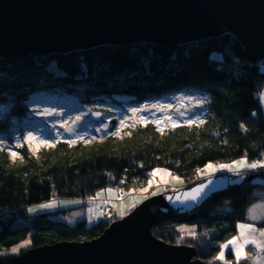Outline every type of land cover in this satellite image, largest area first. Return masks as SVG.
<instances>
[{
  "label": "trees",
  "instance_id": "1",
  "mask_svg": "<svg viewBox=\"0 0 264 264\" xmlns=\"http://www.w3.org/2000/svg\"><path fill=\"white\" fill-rule=\"evenodd\" d=\"M261 66L251 63L230 33L181 46L178 51L143 43L63 55L0 58V106L11 107L6 119L0 116L2 135L11 126L10 115L23 117L28 101L38 95L62 94L79 104L117 108L170 100L181 93L209 97L203 123L166 130L148 123L92 144L60 140L35 157L22 148V160L17 162L0 150V264L17 256L11 250L27 239L29 245L20 254L30 248L99 238L117 221L108 216L112 211L92 226L86 221L69 225L53 218L87 206L88 199L100 190H141L149 185L156 169L170 171L185 186L211 163L264 160ZM73 166L81 170L78 194L85 203L29 214L30 207L56 197L55 170ZM246 175L241 187L215 196L184 218L158 223L153 235L174 246L195 248L198 260L211 263L222 245L238 236L249 208L264 199V170ZM235 258L233 251H228L227 259L234 262Z\"/></svg>",
  "mask_w": 264,
  "mask_h": 264
},
{
  "label": "water",
  "instance_id": "2",
  "mask_svg": "<svg viewBox=\"0 0 264 264\" xmlns=\"http://www.w3.org/2000/svg\"><path fill=\"white\" fill-rule=\"evenodd\" d=\"M225 33L259 65L264 0H0L1 59L142 43L177 51ZM102 117V112L90 114L97 121ZM246 180L247 175L223 174L193 182L147 199L97 239L30 248L4 264H206L195 260V248L157 239L153 227L192 214ZM200 185L207 187L194 192Z\"/></svg>",
  "mask_w": 264,
  "mask_h": 264
},
{
  "label": "rangeland",
  "instance_id": "3",
  "mask_svg": "<svg viewBox=\"0 0 264 264\" xmlns=\"http://www.w3.org/2000/svg\"><path fill=\"white\" fill-rule=\"evenodd\" d=\"M262 65V64H261ZM264 71V64L261 66ZM176 96V95H175ZM208 95L203 93H181L170 100L155 101L146 104H138L136 106H107L95 104L93 106H87L79 104L78 100L73 97H67L66 95H38L30 99L27 103V113L23 117H19L14 114L10 115L11 126L5 135L0 134V149L6 150L11 155V152H16V156H12L15 162L19 159L22 160L23 155L19 152L22 148H26L28 152L35 156L42 150L51 149L55 146L57 141H67L70 143L84 142L85 144H92L97 141H102L106 133H113L116 136H122L128 128H134L138 125H146L148 123L155 124L160 130H166L176 127L180 124L187 123L190 120L197 121L195 124H199L203 121L207 111ZM264 105V100L261 99ZM156 107H153V106ZM264 108V107H263ZM11 109L10 105L0 106V116L4 119L9 116ZM137 111H133V110ZM102 112L104 114L103 120L99 123H94L90 114L92 112ZM183 113V115H181ZM2 118V119H3ZM157 121L160 123L157 124ZM172 121L178 122L173 126ZM32 136L35 139L29 140L28 137ZM43 141V142H41ZM244 160V159H241ZM238 160V161H241ZM237 162V161H235ZM235 162L221 165H234ZM214 167L208 168L207 166L200 170L199 176L195 179L202 181L201 179L210 177L216 172L225 174L236 175V173L227 169H221L216 164L211 163ZM258 169V168H257ZM160 170L159 173L151 178V186H147L141 190L126 191V193L140 195H134L133 197L120 199L119 191L113 188L106 190H100L94 196L93 201L99 200L98 203L88 202L87 206L83 208H76L68 213L55 216V221L67 223L69 225H75L80 221H86L88 226H92L98 223L101 219L105 218V214L102 212L103 200H109L110 212L108 215L114 216V219L121 220L128 216L136 207L144 203L152 196L164 193L168 191L167 188L173 187V191L179 188L182 183L180 177L173 175L170 171L165 169ZM246 170H255L249 168H240L239 173ZM81 170L79 166H73L69 169H57L54 172V181L56 186L57 197L65 199L63 203L48 202L41 205H35L30 207L33 211H29V214H39L44 212H54L63 210L66 208L79 207L82 205L81 201H76L79 197L78 189L81 182ZM197 181V182H198ZM191 184V183H189ZM162 186L159 190L157 186ZM173 185V186H169ZM182 187V186H181ZM151 188H154L153 192L149 195H142ZM146 189V191H145ZM110 190V191H109ZM264 196V194H262ZM67 200H75L68 202ZM52 204V207H41L42 205ZM124 212V215H120ZM255 217L253 219L252 217ZM241 225L245 227L242 229ZM264 226V199L256 202L249 208L248 222L241 223L239 225L238 236L235 237L238 243H242L244 236L255 235V238L264 244V236H260L259 227ZM249 228H255V233H250ZM243 233V235L241 234ZM30 240V239H29ZM28 239L22 244L17 246L15 251L11 250L12 254H19L20 251L29 245ZM255 246L248 244L242 248L241 258L236 260H248L251 264H264V255L256 258L247 257L248 248L252 249ZM232 248L233 245H229L228 248H224V259L221 260L218 257L211 261V264H231L226 258V251ZM258 249L264 252V250ZM222 251V250H221ZM235 253V250H234ZM220 255V254H219Z\"/></svg>",
  "mask_w": 264,
  "mask_h": 264
},
{
  "label": "snow or ice",
  "instance_id": "4",
  "mask_svg": "<svg viewBox=\"0 0 264 264\" xmlns=\"http://www.w3.org/2000/svg\"><path fill=\"white\" fill-rule=\"evenodd\" d=\"M153 107H156L155 105ZM134 112L137 111V110H133ZM181 115H183V113H181ZM197 121L195 120H190L188 121L187 123L189 124H195ZM160 122L157 121V124H159ZM173 123V126H175L178 122L176 121H172ZM200 123H203V121H200ZM243 127V126H242ZM29 140H32V139H35V137H32V136H29L28 137ZM43 142V141H41ZM11 155L12 156H16L17 153L16 152H11ZM208 168H212L214 167L213 165H208L207 166ZM219 168L221 169H227L229 171H232L234 173H236L237 175H239V169L240 168H250V169H256V168H264V160H258V161H255V162H252V163H249L246 159L244 160H241V161H237L235 162L234 165H219L218 166ZM160 170H155L151 173V175L153 177H155L158 173H159ZM242 179V177H241ZM233 183H236L237 181H232ZM149 183V186H151V180L148 182ZM209 184L212 183V181H209L208 182ZM207 187V185H200L198 188H195L193 191L196 192V193H201L204 191V189ZM110 191V190H109ZM146 191V189H145ZM195 199V197H193ZM54 205L52 204H46V205H42L41 207H52ZM29 211H33L32 209H29ZM120 215H124V212H121ZM253 219H255V217L253 216L252 217ZM245 226L244 225H241V228L243 229ZM249 232L250 233H255L256 232V229L255 228H249ZM191 235H195V233H190ZM243 235V233H241ZM260 236H264V231L260 232ZM233 245L234 246V250H235V256L237 258V260H239L241 258V251H242V248L248 244H252L254 245L256 248H259V249H262L264 250V244H261V242L259 240H257L255 238V235H246L244 236L243 238V241L242 243H238L237 242V239L236 238H233L232 240L228 241V243L222 245V248H228L229 245ZM13 251H15V249H13ZM219 259L223 260L224 259V253L223 251H221L219 257ZM247 258V257H245Z\"/></svg>",
  "mask_w": 264,
  "mask_h": 264
},
{
  "label": "bare ground",
  "instance_id": "5",
  "mask_svg": "<svg viewBox=\"0 0 264 264\" xmlns=\"http://www.w3.org/2000/svg\"><path fill=\"white\" fill-rule=\"evenodd\" d=\"M223 36V35H222ZM234 36V35H233ZM221 37V36H220ZM204 42V41H203ZM143 44V43H142ZM188 45H190V44H188ZM158 46V45H157ZM181 46H185V45H181ZM120 47H122V46H120ZM161 47V46H160ZM163 48V47H162ZM178 51V50H177ZM63 55V54H62ZM264 61V60H263ZM263 61L262 62H260L259 63V65L261 66V64H263ZM262 93V92H261ZM261 100V99H260ZM158 101H162V100H158ZM262 103V102H261ZM138 105V104H137ZM136 106V105H135ZM103 117H104V114H103ZM103 117L100 119V120H94V119H91L94 123H99V122H101L102 120H103ZM107 136H114V134L113 133H106L105 134V136H104V138L105 137H107ZM58 142V141H57ZM56 142V143H57ZM56 145V144H55ZM1 150V149H0ZM217 165V164H216ZM208 166V165H207ZM218 166V165H217ZM80 168V167H79ZM205 168V167H204ZM203 168V169H204ZM250 169V168H249ZM259 169V168H258ZM260 169H262V170H264V168H260ZM255 170H257V168L255 169ZM248 171H254V170H246V171H242V172H240L239 173V175H246V172H248ZM223 174H225V173H221V172H216L214 175H212V176H210V177H215V176H217V175H223ZM227 175H231V174H227ZM234 176H238L237 174L236 175H234ZM207 178H209V177H207ZM204 179H206V178H204ZM201 180H203V179H201ZM198 180H195V181H193V182H197ZM193 182H191V183H193ZM188 185V184H187ZM187 185H185V186H187ZM162 186H164V185H159V186H157L156 187V189H154V188H151L150 190H148L147 192H144V193H142V195H149L150 193H152L154 190H159ZM169 186H173V185H169ZM180 187L179 188H177L175 191H177V190H179V189H182V188H184L185 186H183V184H181V185H179ZM182 186V187H181ZM154 189V190H153ZM168 189V191H166V192H169V191H173L174 189H173V187H170V188H167ZM230 192H232V191H230ZM165 193V192H164ZM162 194V193H161ZM134 195H140L139 193H135V194H131V193H126L125 191H119V198L120 199H126V198H130V197H133ZM158 195H160V194H158ZM157 196V195H156ZM152 197H154V196H152ZM152 197H150V198H152ZM64 200L65 199H62V198H58L57 196L53 199V201L52 202H61V203H63L64 202ZM76 201H81V202H84L85 203V200H83V199H81V198H77V199H75ZM75 200H67L68 202H73V201H75ZM93 201V199H88V201H87V203L88 202H92ZM98 202H100L99 200H95V201H93V203H98ZM103 202V206H102V212L104 213V214H107L109 211H110V209H109V207H110V204H112L113 203V201L112 202H110L109 200H103L102 201ZM137 208V207H136ZM135 210V209H134ZM133 210V211H134ZM132 211V212H133ZM131 212V213H132ZM130 213V214H131ZM58 216V215H57ZM127 217V216H126ZM117 221H119V220H117ZM116 221V222H117ZM246 222H248V218H247V221ZM246 222H243V223H246ZM115 223V222H114ZM241 224V223H240ZM262 231H264V226L263 227H259V232H262ZM239 232V231H238ZM158 239V238H157ZM160 240V239H159ZM161 241H163V240H161ZM86 242H88V241H86ZM163 242H165V241H163ZM165 243H167V242H165ZM228 243V242H227ZM168 244V243H167ZM169 245H171V244H169ZM172 246H174V245H172ZM255 248V247H254ZM254 248H252V249H250V248H248V253H247V258H256V257H258V256H263L264 255V252L263 251H261V250H258V249H254ZM222 251L224 250V248H222L221 249ZM230 250H232L233 251V253H234V250L232 249V248H229L227 251H226V258H227V253H228V251H230ZM22 254V253H21ZM18 255H20V253L18 254ZM17 255V256H18ZM234 255H235V253H234ZM236 257V256H235ZM195 260H198L197 259V256H196V258H195ZM198 261H200V260H198ZM201 262H203V261H201ZM231 262V264H243V263H245V264H251L248 260H241V261H237L236 260V258H235V260H234V262H232V261H230ZM203 263H205V262H203ZM206 264H208V263H206ZM209 264H211V263H209Z\"/></svg>",
  "mask_w": 264,
  "mask_h": 264
},
{
  "label": "crops",
  "instance_id": "6",
  "mask_svg": "<svg viewBox=\"0 0 264 264\" xmlns=\"http://www.w3.org/2000/svg\"><path fill=\"white\" fill-rule=\"evenodd\" d=\"M260 99H263L264 100V91H262V93L260 94ZM263 107H264V105H263Z\"/></svg>",
  "mask_w": 264,
  "mask_h": 264
}]
</instances>
